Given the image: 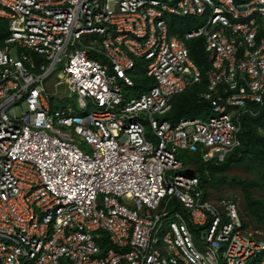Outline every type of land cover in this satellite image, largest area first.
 <instances>
[{
	"label": "built area",
	"instance_id": "1",
	"mask_svg": "<svg viewBox=\"0 0 264 264\" xmlns=\"http://www.w3.org/2000/svg\"><path fill=\"white\" fill-rule=\"evenodd\" d=\"M204 80L206 119L166 120ZM263 111L264 0H0V264H264L179 159L224 163Z\"/></svg>",
	"mask_w": 264,
	"mask_h": 264
},
{
	"label": "trees",
	"instance_id": "2",
	"mask_svg": "<svg viewBox=\"0 0 264 264\" xmlns=\"http://www.w3.org/2000/svg\"><path fill=\"white\" fill-rule=\"evenodd\" d=\"M184 20L187 19H181V21ZM189 48L191 57L202 69V72L205 73L209 69V64L204 52V40L196 39L190 41ZM206 83V80H204L202 85L176 96L172 102L173 108L167 115L166 120L177 123L181 118H196L208 115L211 111V103L203 101L199 97V93L206 90ZM242 122L243 128L240 135L242 145L227 157L223 169H228L233 165L235 166V164L243 165L248 162L251 168L262 171L264 175V111L255 118L245 116ZM205 176V178H200L206 189L208 186L219 188L224 183L239 184L243 192L245 212L250 217L252 223L264 229V200L255 198L253 193V189L263 187L264 182L239 178H232L230 180L224 176L216 180L215 185H212L214 175L207 173ZM206 191L208 192V189ZM240 211L244 226L247 228L249 223L243 217L242 209Z\"/></svg>",
	"mask_w": 264,
	"mask_h": 264
},
{
	"label": "rangeland",
	"instance_id": "3",
	"mask_svg": "<svg viewBox=\"0 0 264 264\" xmlns=\"http://www.w3.org/2000/svg\"><path fill=\"white\" fill-rule=\"evenodd\" d=\"M58 71L59 68H57L54 74H57ZM129 75L135 80L137 84H140L141 86L151 85L154 83V80L147 77L146 75V63L144 61L139 62L136 66V69L133 72L129 73ZM53 79L54 78L52 77L51 80ZM70 101L74 104V106L77 109L78 107L75 103V99L72 98L70 99ZM16 112L20 113V107H17ZM205 117L203 116V118ZM147 136L151 141L156 142V139L154 138L152 131L150 129L147 130ZM203 155H204L203 150H200L198 153L195 154H191L186 150L179 151V159L184 164L185 168H191L195 170L196 172H198L201 178H205L206 177L205 174L207 173L214 175L212 185H215L216 180H219V178L224 176H226L230 180L232 178H239L245 180L254 179V180H259L262 183L264 182L263 172L256 168H251V165L248 162L243 165L235 164V166L233 165L228 169H223L225 163H217L216 161H212V162L207 161L204 159ZM207 189H208V194H211L212 197L214 198L223 197V198L233 199L238 202L240 209H242L243 217L246 218L249 223L247 229L250 233H254L256 230L264 232V229L259 228L257 225L251 222L250 217L245 212L243 192L239 184L224 183L219 188L208 186ZM207 189L205 188V190ZM253 193L255 198L264 200V186L259 188H254ZM208 198L210 197L208 196L207 199ZM189 228L194 235L197 233L190 223H189Z\"/></svg>",
	"mask_w": 264,
	"mask_h": 264
},
{
	"label": "water",
	"instance_id": "4",
	"mask_svg": "<svg viewBox=\"0 0 264 264\" xmlns=\"http://www.w3.org/2000/svg\"><path fill=\"white\" fill-rule=\"evenodd\" d=\"M186 174H187V175H193V171H192V170H187V171H186Z\"/></svg>",
	"mask_w": 264,
	"mask_h": 264
}]
</instances>
